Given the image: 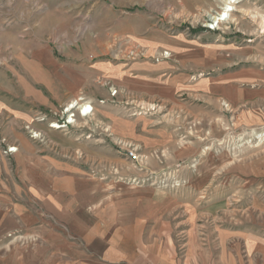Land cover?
I'll return each mask as SVG.
<instances>
[{
  "label": "rangeland",
  "instance_id": "1",
  "mask_svg": "<svg viewBox=\"0 0 264 264\" xmlns=\"http://www.w3.org/2000/svg\"><path fill=\"white\" fill-rule=\"evenodd\" d=\"M223 3L224 0H0V100L4 105L0 104V264H11L12 254L18 249L43 245L23 233L19 222L23 215L33 216L38 229L50 216L43 200L33 197L19 181L18 171L23 167H93L97 170L92 174L101 181L113 176L121 183L164 187L189 182L214 188L225 185L228 215L244 220L262 215L264 208L253 207L257 206L253 201L264 200V0H242L239 12H234L220 30L204 28L202 23L209 22ZM198 19L200 23H196ZM141 20L147 22L150 31L182 34L200 47L211 48L212 67L208 73L225 75L236 86L244 87L249 93L247 103L226 107L224 100L219 106L186 100L181 111H172L169 116L159 113L161 119L165 118V133L177 141L172 146V152L177 154L168 156L169 159L164 153L154 154L155 163L163 168L158 174L149 172V165L143 164L142 151H138L141 162L121 154L119 140L126 139L113 133L97 113L98 125L87 127L80 123L68 133L48 134L47 124L42 123L45 125L41 138L33 139L30 129L35 118L24 117L12 109L20 107L25 114L30 110V116L36 115L38 109L29 104H33L34 93L49 95L43 73L31 67L30 60L37 51L48 49L62 60L70 52L88 46L87 41L108 37L110 57L122 60L126 54L121 47L130 40L126 30L139 28L137 22ZM142 112L145 110L137 112L130 107L123 110L128 116ZM153 112L149 109L146 113ZM244 112H257L260 118L242 119ZM85 139L91 143L80 145ZM15 143L19 145L18 153L6 154ZM92 153L98 154L99 159L87 160V154ZM112 153L123 160H111ZM203 173H211L207 182L199 176ZM214 188L196 193V197L214 201Z\"/></svg>",
  "mask_w": 264,
  "mask_h": 264
},
{
  "label": "crops",
  "instance_id": "2",
  "mask_svg": "<svg viewBox=\"0 0 264 264\" xmlns=\"http://www.w3.org/2000/svg\"><path fill=\"white\" fill-rule=\"evenodd\" d=\"M137 23L139 28L126 30L140 49L134 58L113 60L108 37L87 41L88 46L62 60L48 49H39L30 60L31 67L43 73L50 92L48 96L34 93L33 104H29L39 112L56 109L79 94L94 103L98 99L112 100L109 87L117 88L114 106H98L96 102L97 116L110 125L113 133L130 139L143 152L148 171L158 174L163 168L155 163L154 154L164 153L167 159L177 154L172 152L177 141L165 133V118L161 119L159 113L169 116L172 111H181L186 100L216 106L224 100L230 102L229 106L239 107L247 103L249 93L225 75L210 76L211 48L200 47L182 34L150 31L145 21ZM163 50H169L171 57L156 61L154 58ZM259 95H255L257 106ZM0 104L4 107L1 100ZM127 107L145 112L128 116L123 113ZM149 109L155 112L146 113ZM12 111L35 118L30 110L28 115L20 107ZM259 115L244 112L241 117L255 120ZM32 121L35 129L43 131L45 124ZM50 133L62 132L49 129ZM89 143L85 139L80 145ZM97 155L87 154V160L94 162L99 159ZM109 158L123 160L114 153ZM96 170L19 169V181L33 197L43 200L50 216L41 229L34 226L33 216L21 217L23 233L43 245L14 251L11 264H264V211L245 220L231 217L225 185L214 188L189 182L164 187L121 183L113 176L101 181L92 174ZM199 176L207 182L211 173ZM213 188L216 200L196 197V193ZM253 202L257 205L253 207L264 208V200Z\"/></svg>",
  "mask_w": 264,
  "mask_h": 264
},
{
  "label": "built area",
  "instance_id": "3",
  "mask_svg": "<svg viewBox=\"0 0 264 264\" xmlns=\"http://www.w3.org/2000/svg\"><path fill=\"white\" fill-rule=\"evenodd\" d=\"M235 11L231 12L234 13ZM218 13V12H217ZM215 15H212L209 22L202 23V26L209 31H217L220 30L222 25L228 23L231 20V17H225L220 20H214ZM198 19L196 23H200ZM193 25V23H191ZM203 28V27H202ZM121 48H123V53L126 54L124 56L128 57H136L140 54L139 47L133 45L132 40H126V45L124 44ZM115 56H119L116 55ZM171 57V52L169 50H163L160 55L155 57L156 61H161L164 59H168ZM110 96L113 98L112 100L107 101L106 99H100L98 101V105H106V103H115L114 97L117 95V88L113 86L109 87ZM226 107H229L228 103H224ZM96 103L89 99H86L84 96L75 97L68 102L61 105L58 109H48L45 111H40L35 115V121L39 123H46L48 128L55 131L61 132H70L77 127L80 126V123H84V126H89L97 124L96 122ZM98 125V124H97ZM28 126L27 128H29ZM31 137L33 139L41 138L42 132L41 130L35 129L32 126ZM90 134L89 137H91ZM120 153L131 158L135 162H141L140 154L138 153V147L127 140L120 139ZM18 151L17 145L10 146L6 152V154H14Z\"/></svg>",
  "mask_w": 264,
  "mask_h": 264
},
{
  "label": "bare ground",
  "instance_id": "4",
  "mask_svg": "<svg viewBox=\"0 0 264 264\" xmlns=\"http://www.w3.org/2000/svg\"><path fill=\"white\" fill-rule=\"evenodd\" d=\"M242 2V0H224V5L220 8L221 10L216 13L214 20H220L225 17H231V12H239V4ZM241 12V11H240Z\"/></svg>",
  "mask_w": 264,
  "mask_h": 264
}]
</instances>
